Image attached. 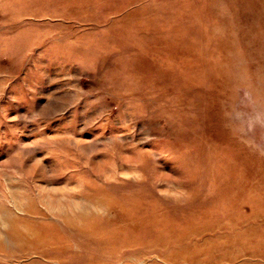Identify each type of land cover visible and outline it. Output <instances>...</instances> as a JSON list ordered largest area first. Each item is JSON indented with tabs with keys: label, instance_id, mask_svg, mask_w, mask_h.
I'll return each mask as SVG.
<instances>
[{
	"label": "rangeland",
	"instance_id": "1",
	"mask_svg": "<svg viewBox=\"0 0 264 264\" xmlns=\"http://www.w3.org/2000/svg\"><path fill=\"white\" fill-rule=\"evenodd\" d=\"M0 264H264V0H0Z\"/></svg>",
	"mask_w": 264,
	"mask_h": 264
},
{
	"label": "bare ground",
	"instance_id": "2",
	"mask_svg": "<svg viewBox=\"0 0 264 264\" xmlns=\"http://www.w3.org/2000/svg\"><path fill=\"white\" fill-rule=\"evenodd\" d=\"M119 214V213H118ZM124 217V216H123ZM122 218V217H121ZM121 220V219H120ZM124 220V219H123ZM124 223V222H123ZM127 223V222H126ZM139 229V228H138Z\"/></svg>",
	"mask_w": 264,
	"mask_h": 264
}]
</instances>
